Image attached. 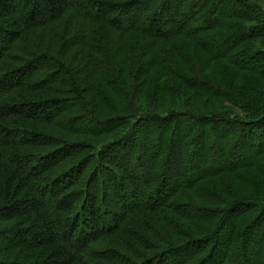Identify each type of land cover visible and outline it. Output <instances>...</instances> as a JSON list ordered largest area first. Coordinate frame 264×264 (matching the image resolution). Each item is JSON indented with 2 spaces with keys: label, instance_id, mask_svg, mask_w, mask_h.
Instances as JSON below:
<instances>
[{
  "label": "trees",
  "instance_id": "16d2710c",
  "mask_svg": "<svg viewBox=\"0 0 264 264\" xmlns=\"http://www.w3.org/2000/svg\"><path fill=\"white\" fill-rule=\"evenodd\" d=\"M0 264H264V0H0Z\"/></svg>",
  "mask_w": 264,
  "mask_h": 264
},
{
  "label": "rangeland",
  "instance_id": "374dc122",
  "mask_svg": "<svg viewBox=\"0 0 264 264\" xmlns=\"http://www.w3.org/2000/svg\"><path fill=\"white\" fill-rule=\"evenodd\" d=\"M209 139H213L212 137H210Z\"/></svg>",
  "mask_w": 264,
  "mask_h": 264
}]
</instances>
